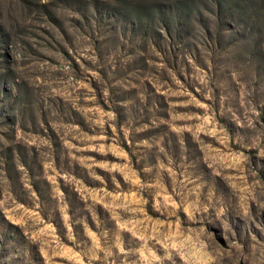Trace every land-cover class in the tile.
<instances>
[{"label":"rangeland","instance_id":"374dc122","mask_svg":"<svg viewBox=\"0 0 264 264\" xmlns=\"http://www.w3.org/2000/svg\"><path fill=\"white\" fill-rule=\"evenodd\" d=\"M0 264H264V0H0Z\"/></svg>","mask_w":264,"mask_h":264},{"label":"trees","instance_id":"16d2710c","mask_svg":"<svg viewBox=\"0 0 264 264\" xmlns=\"http://www.w3.org/2000/svg\"><path fill=\"white\" fill-rule=\"evenodd\" d=\"M261 2H262V5H263V0H259V4L261 5ZM248 7V6H247Z\"/></svg>","mask_w":264,"mask_h":264}]
</instances>
